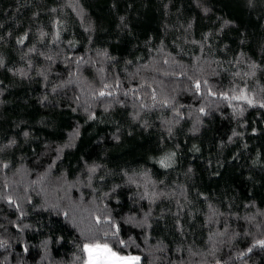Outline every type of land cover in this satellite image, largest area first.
<instances>
[{
  "label": "trees",
  "instance_id": "trees-1",
  "mask_svg": "<svg viewBox=\"0 0 264 264\" xmlns=\"http://www.w3.org/2000/svg\"><path fill=\"white\" fill-rule=\"evenodd\" d=\"M261 105L264 0H0V264H264Z\"/></svg>",
  "mask_w": 264,
  "mask_h": 264
},
{
  "label": "snow or ice",
  "instance_id": "snow-or-ice-1",
  "mask_svg": "<svg viewBox=\"0 0 264 264\" xmlns=\"http://www.w3.org/2000/svg\"><path fill=\"white\" fill-rule=\"evenodd\" d=\"M23 41H21L22 43ZM199 85H197V88ZM101 95H104V93H101ZM233 99H247L244 96L241 97H233ZM249 104H252L251 100L247 101ZM264 107V105H261ZM163 163V162H162ZM99 222V221H98ZM261 246H264V241L258 242ZM95 248L102 253H105L103 256H99L96 258H91L88 261V264H139V257H120L115 252H112L110 248H108L107 245H96ZM86 251H91L88 245L85 246Z\"/></svg>",
  "mask_w": 264,
  "mask_h": 264
},
{
  "label": "rangeland",
  "instance_id": "rangeland-1",
  "mask_svg": "<svg viewBox=\"0 0 264 264\" xmlns=\"http://www.w3.org/2000/svg\"><path fill=\"white\" fill-rule=\"evenodd\" d=\"M96 245H90L89 248L91 249V251H86L87 253V261L85 262V264H88V261L91 258H96V257H99V256H103L105 255V253H102V252H99L96 248H95ZM100 246H103V245H100ZM113 252V251H112ZM117 254V253H116ZM118 256L120 257H139V256H135V255H130V256H122V255H119L117 254ZM140 258V257H139ZM140 261V259H139Z\"/></svg>",
  "mask_w": 264,
  "mask_h": 264
}]
</instances>
